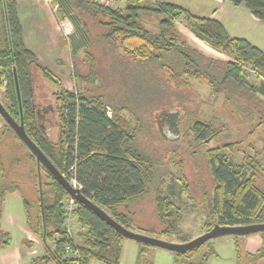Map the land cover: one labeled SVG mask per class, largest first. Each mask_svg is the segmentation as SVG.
Listing matches in <instances>:
<instances>
[{
  "label": "trees",
  "instance_id": "16d2710c",
  "mask_svg": "<svg viewBox=\"0 0 264 264\" xmlns=\"http://www.w3.org/2000/svg\"><path fill=\"white\" fill-rule=\"evenodd\" d=\"M146 1L118 0L121 6L114 8L102 6L98 0H49L57 8L58 19H68L74 27V34L68 37L67 44L74 64V79L82 88L81 93H76L55 79L26 47L17 0H0V87L4 89L7 111L20 122L16 70L28 136L62 175L78 181L87 199L132 230L134 220L130 219L129 205L154 192L156 216L162 227L151 230L149 236H176L180 243H185L190 240L180 228L183 208L170 196L162 194L165 166L160 162V156L139 146V126H133L123 117L122 112L127 109L117 105L115 93L108 91L110 86L114 87L109 81L111 74L116 75L118 59L142 66L156 63L167 68L168 79L175 85L192 79L204 80L211 91L223 96L227 107L244 113L241 102L244 95L260 97L264 101V50L244 38H232L220 21L198 17L171 3L146 4ZM228 1L235 7L245 5L255 18L264 21V0ZM147 14L163 17L158 32L148 30L143 24L142 17ZM89 21L102 28L97 40L92 38ZM179 21L199 41L227 55L228 59L207 57L193 47L179 31ZM100 41L106 46L107 53L109 50L111 53L108 54L111 57L108 68L101 71L97 68L101 61L93 54L94 43ZM121 48L126 58L117 53L112 55ZM81 53H84L81 62L90 68L86 75L81 74L77 64ZM247 69L259 82L251 81ZM36 72L57 89L52 96L57 141L52 140L42 125L45 114L35 101ZM165 113L163 118L178 132L182 119L176 113ZM223 131L224 127L216 128L211 120L197 119L192 124L190 136L199 147L220 140ZM240 143H226L205 152L214 181L213 192L205 193L203 200L205 233L216 225L264 223V167L256 155L248 153H243L241 162L235 163L233 156ZM181 174L185 177L183 170ZM23 176L34 182L35 199L22 190ZM182 188L188 193L186 180L182 182ZM15 193L21 196L27 230L42 240L46 252L42 257L31 259L30 264H121L126 239L82 204L78 212L81 231L75 248L79 254L78 257L66 254L71 239L64 226V202L69 195L44 166L39 169L34 154L3 120L0 128V251L11 248L13 243L11 233L1 228V222L6 198ZM256 235L263 240L256 253L245 251L244 237H232L237 264L264 261V232ZM138 245L137 264H153L147 261L151 246ZM28 246L35 248L31 242ZM172 254L174 264H209L210 258L216 256L214 240L185 254Z\"/></svg>",
  "mask_w": 264,
  "mask_h": 264
},
{
  "label": "rangeland",
  "instance_id": "374dc122",
  "mask_svg": "<svg viewBox=\"0 0 264 264\" xmlns=\"http://www.w3.org/2000/svg\"><path fill=\"white\" fill-rule=\"evenodd\" d=\"M149 2L147 0L146 4H149ZM119 6L121 5L117 2L114 8ZM55 11L57 12V8H55ZM162 18L147 14L143 15L142 22L148 30L158 32L159 22ZM179 22L182 24L180 28H183L184 23ZM89 23L92 38L97 40L102 28L91 21ZM261 24L264 26V21ZM70 28L72 34H74V27ZM185 37L189 41V37L187 35ZM65 38L66 36L63 37V39ZM113 53H115L112 54L113 56L117 53L119 56H123L121 58H126L122 48L113 51ZM93 54L102 63L97 65L100 71L103 68H108L111 60L108 54L111 53L110 50L107 53L106 46L101 41L99 44L94 43ZM219 58V60L224 61L228 59V56L221 54ZM83 59L84 53H81L77 64L81 74L86 75L90 68L81 62ZM118 61L120 64L117 66L116 75L111 74L109 79L113 82L114 87L110 86L108 91L115 93L114 102L117 105L127 109L122 112L124 118L133 126H139V146L157 157L160 156V162L165 166V170H163V173H165L163 176L164 184L161 187L162 194L170 196L178 206L183 208L184 215L180 228L186 238L193 240L205 233L203 228V200L205 193L210 195L214 188V181L205 152L212 147H222L226 143L241 142L235 148L233 161L240 163L243 153H248L251 156L256 155L264 167V101L260 97L252 96L250 98L244 95L241 100L245 108L244 113H239L238 110L233 111L234 108L227 107L223 96L211 91L204 80L192 79L188 83L177 86L168 79L167 68H162L159 64L149 62L142 66L131 63L129 60L130 63H127V61L120 62V59ZM73 65L69 53L67 67L61 69L63 81L66 82L64 87H67L70 91L81 93L82 88L79 82L74 79ZM49 70L53 72L52 69ZM247 70L251 76V81L259 82V79L255 78L250 69ZM122 71L123 73H121ZM34 79L35 101L39 110L45 114L42 125L52 140L57 141L58 129L55 126L57 118L54 114L55 100L52 97L57 89L48 81H45L39 72L35 73ZM3 92V87H0V101L6 106L8 103L3 96ZM238 95L240 94L238 93ZM163 113H176L179 119H182L178 132H175L171 124L163 118ZM162 118L163 121L161 122ZM197 119L211 120L216 128L224 127L220 140H213L198 147L195 139L190 136L192 124ZM1 121L3 125V120L1 119ZM23 163L22 168L25 170V161ZM181 170H183L185 177L182 176ZM23 178L22 190L29 198L35 199L34 182L24 176ZM184 180L188 183V193L183 191L182 188ZM154 199L155 194L151 192L129 205V216L130 219L134 220L133 231L150 235L151 230H161L162 226L156 216ZM158 237L160 236L157 235L156 238ZM31 238L35 240L36 256H44L46 252L42 240L37 236L34 237L33 234ZM160 239L171 243H180L176 236ZM128 242L138 246V243L134 241L128 240ZM149 249V253H152L154 257L156 253L167 252L152 246ZM147 259H149V255Z\"/></svg>",
  "mask_w": 264,
  "mask_h": 264
},
{
  "label": "crops",
  "instance_id": "0c3cea01",
  "mask_svg": "<svg viewBox=\"0 0 264 264\" xmlns=\"http://www.w3.org/2000/svg\"><path fill=\"white\" fill-rule=\"evenodd\" d=\"M148 1L152 3H171L198 17L220 21L232 38H244L259 49L264 50V26L261 24L262 21L255 18L245 5L235 7L228 0ZM17 11L23 28L26 47L37 57L43 67L47 70L52 69L53 72L49 70L51 74L65 86L66 82L63 81L61 69H66L68 64L70 49L65 39L71 36L72 30L70 27L73 25L68 19L63 21L58 19L55 7L51 5L49 0H17ZM180 25L182 27L181 22L178 23L179 31L183 36L187 35L189 37V43L193 47L207 57L220 59L219 56L222 53L199 41L184 24L183 28H180ZM65 36L66 38L63 39ZM1 126L2 121L0 119V128ZM1 228L11 233L13 243L11 248L0 251V264H30L31 259L40 257V255L36 256L35 248L30 250L27 245L30 242L35 243V240L31 238L32 234L27 230L25 224V211L20 194L15 193L7 196ZM242 242L245 251L248 253H256L263 245L261 236L256 234L244 237ZM214 250L216 256L210 258L209 264H237L236 249L232 237L214 240ZM138 253L139 245L131 244L128 240H125L121 264H137ZM173 260V254L168 251L156 253L155 257L152 253H149V259H147L153 264H173ZM91 264L97 263L92 262ZM257 264H264V261H259Z\"/></svg>",
  "mask_w": 264,
  "mask_h": 264
},
{
  "label": "water",
  "instance_id": "95a60500",
  "mask_svg": "<svg viewBox=\"0 0 264 264\" xmlns=\"http://www.w3.org/2000/svg\"><path fill=\"white\" fill-rule=\"evenodd\" d=\"M15 72V82L17 88V95L19 100L21 120L17 122L7 111L5 105L0 101V116L6 122L7 125L15 132L18 138L30 149L37 159L38 167L40 169L41 165L44 166L52 176L57 180V182L64 188L68 195L80 204L84 205L95 213L99 218L105 221L109 226H111L118 234L123 236L126 240H131L136 243L149 245L152 247L160 248L162 250L175 253V254H185L194 249H198L210 241L217 240L223 237H246L250 235H255L264 232L263 224H252L245 226H219L216 225L210 231L200 235L199 237L190 240L185 243H171L166 240L156 238L149 235H144L133 230L127 229L122 226L116 220H114L107 212L102 208L97 206L94 202L87 199L80 190L73 188L69 181L62 175L55 166L50 162V160L45 156L43 151L36 145V143L28 136L24 119H23V109L21 104V95L18 84L17 72Z\"/></svg>",
  "mask_w": 264,
  "mask_h": 264
},
{
  "label": "built area",
  "instance_id": "2783aa9c",
  "mask_svg": "<svg viewBox=\"0 0 264 264\" xmlns=\"http://www.w3.org/2000/svg\"><path fill=\"white\" fill-rule=\"evenodd\" d=\"M99 4L106 7H114L118 0H98ZM70 25V24H69ZM77 93V91H75ZM64 177L69 181V183L73 186V188L82 191V186L78 183V181L74 177H70L64 175ZM65 205V231L67 236L71 239L70 244L66 246V254L68 256L78 257V252L75 251V248L78 244V234L81 231V227L78 221V212L80 203L72 197H68L64 202Z\"/></svg>",
  "mask_w": 264,
  "mask_h": 264
}]
</instances>
